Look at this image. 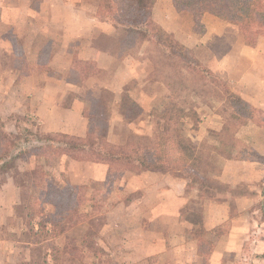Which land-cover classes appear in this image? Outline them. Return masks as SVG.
I'll return each mask as SVG.
<instances>
[{
  "label": "crops",
  "instance_id": "0c3cea01",
  "mask_svg": "<svg viewBox=\"0 0 264 264\" xmlns=\"http://www.w3.org/2000/svg\"><path fill=\"white\" fill-rule=\"evenodd\" d=\"M45 2L42 7L47 12L42 8L38 11L33 5L35 0H0V117L1 114L14 115L25 108L26 119L37 123V130H32L34 134L83 138L90 125L83 100L75 96L68 106L64 104L68 96L80 92L81 84L67 81L63 75L75 62H90L103 74L112 57L98 45L97 39L99 35L117 36V31L98 19L95 9L92 14L84 15L82 0ZM44 12L46 24L41 25L39 17ZM152 18L193 52L208 71L209 78L224 84L250 105L255 114L260 113L264 118V34L254 45H248L236 25L210 14H204L198 29H194L192 17L177 13L171 0H156ZM37 22L42 27L38 28ZM52 29L61 32L60 40L49 38ZM41 32L46 36L44 41L36 38ZM148 45L141 46L139 59L128 55L117 60L107 77L86 78L87 84L94 83L90 95L99 99L103 91L108 90L112 94L111 101H115L122 93H127L140 107L141 115L168 102L195 112L201 107L203 112L200 113L207 114L202 115V123H183L181 132L193 145L208 152L205 173L214 172L215 175L210 174L219 192L212 198L201 199L196 190L188 188V179L170 172H125L114 183V190L108 193V196L115 193L116 200L109 204L106 217L108 227L118 233L116 238L122 244L119 249L130 257V264H141L150 258L153 264H234L242 258L248 262L246 264H258L259 258L264 260V163L251 153L264 157V123L254 117L235 128L233 135L238 149L232 158L213 152L216 137L224 131L227 120L223 111L218 112L214 105L220 106L224 99L208 98L209 104L199 100L195 103V93L181 83L165 94L161 87L148 93L145 85L151 80H162L158 73L163 68V64L140 57L142 48ZM16 48H21L26 61L34 65L43 63L41 58L45 57L46 67L48 71L52 68L54 76L51 71L33 68L20 78L19 70L8 69L2 60L5 55L16 58ZM168 78L174 80L180 76ZM22 79L26 83L24 87ZM130 84L138 87L132 90ZM113 115L116 113L112 112L110 117ZM133 122L112 123L108 118L107 140L122 141L124 135L119 131L123 126L132 128ZM238 151L246 158H238ZM50 159H54V163L45 169L44 175L48 177L44 186L51 183L59 189L66 185L84 188L85 207L90 209L95 193L91 185L105 186L108 165L77 161L67 154H57ZM25 170L30 172L33 168ZM32 190L30 184L6 176L0 183V227L14 217L16 207L28 204ZM12 246V241L0 238V264H9L19 256L18 251L22 249L16 251ZM28 255L23 250L20 256L26 262ZM226 257L229 259L225 260Z\"/></svg>",
  "mask_w": 264,
  "mask_h": 264
},
{
  "label": "trees",
  "instance_id": "16d2710c",
  "mask_svg": "<svg viewBox=\"0 0 264 264\" xmlns=\"http://www.w3.org/2000/svg\"><path fill=\"white\" fill-rule=\"evenodd\" d=\"M156 0H97L95 15L101 21L109 23L117 31V41L120 44V58L133 56V49L138 52L144 43L159 48V54L170 65L180 60L184 65L196 64L198 61L192 56V51L180 44L174 37L165 32L152 18V7ZM177 13L188 14L194 22V29H198L200 18L204 14L213 15L228 23L234 24L240 30L244 41L254 45L259 36L264 34V0H171ZM177 58V62L172 61ZM205 69V68H204ZM203 71L208 73L205 69ZM216 81V79H215ZM219 88L227 94L226 102L231 109L229 118L237 123H226L224 131L212 151L224 158H232L238 149L234 138V131L247 121L254 120L255 112L250 105L234 95L228 88L216 81ZM101 99L93 98L97 106L89 118L96 120L94 132L88 135V140L80 137L57 134L38 136L28 129L4 145L0 142V171L9 169L10 163L30 150L34 156L40 157L37 151L53 154H67L77 161L101 162L108 165L107 181L119 179L125 172L144 170L165 171L182 179H188L189 189L196 190L201 199L212 198L216 188L210 183L207 158L204 152L180 132V120L189 113L181 109L170 108L164 112L161 119L164 123H154L150 134H137L126 131L124 139L119 143L107 140V117L115 112L126 123H131L141 115L138 104L127 93H122L118 100L102 103ZM191 115V114H190ZM0 137H4L0 133ZM8 147H11L8 149ZM243 152L238 151V158ZM251 156L264 163V157ZM67 186L59 189L47 184L42 190L43 205L49 206L58 215L56 220L48 219L51 227L56 226L59 219L64 218L75 198V189Z\"/></svg>",
  "mask_w": 264,
  "mask_h": 264
},
{
  "label": "rangeland",
  "instance_id": "374dc122",
  "mask_svg": "<svg viewBox=\"0 0 264 264\" xmlns=\"http://www.w3.org/2000/svg\"><path fill=\"white\" fill-rule=\"evenodd\" d=\"M45 1L48 0H35L33 5L36 6L38 11H41L42 8L43 11L47 12V10L42 7L43 4L46 5ZM96 2L97 0H82V13L86 16L92 14L94 9H96ZM45 12L41 13L42 16L39 17V23L41 25L46 24L47 14H45ZM39 23L37 24L38 28L42 27ZM0 25L2 24L0 23ZM1 28L2 27H0V29ZM60 33L61 32L58 33L57 30L52 29L49 38H52L54 41L60 40ZM116 37L117 36H98V45H101V47L110 53V56L112 57L110 62L106 64V71H104L103 74L98 73L96 66L90 62H75L71 70H68V72L63 75L67 81L74 84H81L80 92L74 94V96L73 94L68 96L67 100L64 101V104L68 106L75 96H79L83 100V110L87 115L88 122L90 123L88 132L86 136L83 137L85 140H88V135L91 131H95L94 128L96 127V120L89 118V115L93 114V111L97 106L96 101H93V97L90 95V89L92 87L94 88V83L87 84L86 78H90L92 75L107 77L111 74L117 60L120 59L121 54V52H119L120 44L118 43L119 41H117ZM27 38L26 40H28ZM36 38L44 41L46 36L41 32ZM132 51L134 53L133 57L139 59V51L137 52L136 49H133ZM141 51H143V56H140L141 58L148 57L153 63L163 64L162 70L158 73L159 76L162 77V80H151L147 83L145 86L148 93L153 91L155 92L159 89L158 87H161L162 92L165 94L171 89H176V86L181 83L184 88L187 87L188 90L195 93L193 97L195 99V103H198L197 101L199 100V102L205 101L209 104V99L213 101L220 97L224 99L220 106L214 105V107L218 112H221V110L223 111L222 114H224L227 119L226 123H237V121L235 122L229 118L231 109L228 108V103L226 102L227 94H224L225 92L219 88V85L214 79L208 77V75L203 71L204 67L199 62L198 65H184L180 60L177 62L178 59L174 58L172 61L177 63L175 64V67H173L163 59L164 57L159 54V48L157 49L154 45L149 44L148 46L143 47ZM15 54L16 58L14 56L11 57L5 55L2 60L8 69L16 67V70H19L20 72V78H23L25 76V72L29 69L33 71V68L48 73L51 71V75L54 76L52 68L48 71V68L46 67L45 57L41 58L43 63L41 62L39 65H34V63H28L26 61L27 59L24 56V52L21 51V48H16ZM175 75L180 76V79L177 78L171 80L168 78V76L172 78ZM22 86H26L23 79ZM136 87L138 86L130 84V88L132 90ZM169 95L166 99H169ZM100 97L103 98L101 99V102L106 103V105L108 101L110 102L112 100V94L108 90H104ZM137 97L135 98L137 99ZM166 99L163 103L167 101ZM168 103L169 104H164L163 106H157V108H154L149 112H145L141 115V118L133 122L134 124L132 125V128L123 126L121 131H119V134L126 135V131L129 130H132L133 132L136 131V133L138 132L140 134L143 132H151L154 123H164L161 116L170 108L181 109L184 112L189 113V115L187 114L182 117L180 123H202L200 120L203 118L202 115L207 116L206 113H200L203 112L200 110L201 107L197 108L199 110L195 112L191 109L185 110L178 104ZM196 106L197 104H195V107ZM211 106L212 105H210V107ZM108 118L112 123H126V121L117 114L107 117V121ZM255 119L256 121L264 123V118L260 113L255 114ZM36 124L37 123L34 121L26 119L25 108L14 115L8 114L2 116L1 114L0 133L4 136L0 137L1 144L5 147L7 142H11L18 136L24 134L25 129H28L31 132L32 130L34 131V129L37 130ZM38 136L43 137L47 135L39 134ZM10 148L11 147H8V149ZM44 150L40 149L37 152L39 154L42 153L41 156H44L45 159L41 156H34L33 152H35V150H30L26 155H22L18 159L12 161L9 166L11 168L0 171V183L6 179L7 175H11L14 177L15 181L30 184L33 188L28 204L16 207L14 209V217L12 216V219L8 218L7 222L0 227V238L9 242L12 241V247L16 248V251L19 248L22 249V251H18L19 256L16 259L14 258L9 264H130V257L124 256L123 250L119 249V246L122 244L116 238L117 232L114 231V229H111L112 227H108L106 220L109 209L108 206L113 202V200H116L115 193H110L109 196L108 193L114 190V183L116 181L108 182L105 186L97 184L91 185V187L95 189V193L94 205L90 209H86L85 207L86 190L81 187L75 189V198L69 212L65 213L64 218L61 217L59 219L56 226L51 227L48 219L56 220L58 215L54 214V210L52 208H46L47 206L43 205V196L41 195V192L45 188L44 185L46 184V177H48V175L46 177L44 175V172H46L45 169L49 166V164L54 163V159L50 158H55L57 154L46 153V151L43 152ZM27 162L28 164H25ZM26 168H33V170L29 172L28 170H25ZM16 169H19V171ZM210 173L214 174L212 171H210ZM209 176V180H211L213 176L211 174ZM210 183H212V185L216 188V191L212 194L215 196L219 192L217 184L212 181H210ZM67 186L69 185L63 186L61 189ZM35 228L37 230H34ZM206 246L204 247L205 251L207 250ZM210 248L211 247L209 246L208 251H210ZM23 250L27 251L29 254V259L26 262L24 261L23 256H20L23 253ZM208 251L206 252L207 254ZM227 259L229 258L226 257L225 260ZM257 261L258 264H264V260H262V258H259ZM153 263L154 260L151 258L145 260L144 263L141 262V264ZM246 263L248 262H246L243 258L234 262V264Z\"/></svg>",
  "mask_w": 264,
  "mask_h": 264
}]
</instances>
